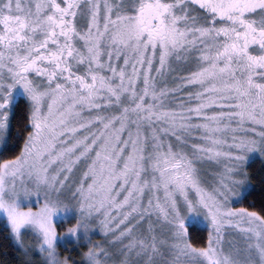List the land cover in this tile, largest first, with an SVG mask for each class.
<instances>
[{"label": "snow or ice", "instance_id": "obj_1", "mask_svg": "<svg viewBox=\"0 0 264 264\" xmlns=\"http://www.w3.org/2000/svg\"><path fill=\"white\" fill-rule=\"evenodd\" d=\"M21 113L0 161L20 264H264V207L230 206L264 159V0H0V151Z\"/></svg>", "mask_w": 264, "mask_h": 264}, {"label": "rangeland", "instance_id": "obj_2", "mask_svg": "<svg viewBox=\"0 0 264 264\" xmlns=\"http://www.w3.org/2000/svg\"><path fill=\"white\" fill-rule=\"evenodd\" d=\"M176 75H183V73H172L167 78L169 87L173 86L172 77L176 76ZM192 90L193 89H188L187 91H192ZM193 142H196V141H193ZM0 155H1V153H0ZM200 167L202 168V174L205 175L206 178L209 181H212V180H214L216 178L213 175H211V173H220V172L223 171V165L222 164L217 166L215 164H207L206 163V164L200 165ZM263 169H264V159H261L259 156H253L252 158H250L249 165H248V170H249V173H250L251 182H252V177H251L252 171H259L260 172ZM82 170H83V166H81L80 169H77L73 179H77L79 177V175H80V172ZM25 181H26V183H28L29 187L32 186L31 183L28 182V178H25ZM250 187H251V183L245 188L244 194L241 197L233 199V201L230 204V206L234 207V208L244 207V206H239V202L241 201V199H243V197L251 189ZM63 195L64 196H68L69 193L66 191ZM32 206L36 207L35 198L34 197H33ZM0 221L3 222L2 219H0ZM72 222H74V221H72ZM145 227H146V225L142 226L139 231H143V229ZM191 227H201L207 232V235H208V233L210 231H212L210 222L205 220V219H203L202 217L197 219V220H195L194 222H190L189 235H190V232H191ZM223 235H224V240H225V247H228V242L229 241L234 242V244L237 247H242L243 246V237H242V234L239 232V230H237L235 228L228 227V228H225L223 230ZM165 236H166V233L163 234L161 236V238H164ZM27 239H34V237H32L31 234H28ZM91 239L94 242L103 243L104 246L108 247L110 251H115V250H117V249H119L121 247V245L119 243H115V244L110 243L112 241V237L111 236L105 237L102 233H100L99 229H94V234L91 236ZM123 243L124 244H128L129 240L125 239L123 241ZM85 244H86V241H83V240L81 242H79V244H77L75 241H70L69 242V248H63L62 247L61 248V252L64 255L70 254L74 258V260L79 261V260L82 259L81 255H80L81 251L86 250L85 249ZM69 249H70V251H69ZM162 251H165V250L162 249ZM32 259L34 261H36L37 264H38L40 257L38 256V254H34Z\"/></svg>", "mask_w": 264, "mask_h": 264}, {"label": "trees", "instance_id": "obj_3", "mask_svg": "<svg viewBox=\"0 0 264 264\" xmlns=\"http://www.w3.org/2000/svg\"><path fill=\"white\" fill-rule=\"evenodd\" d=\"M25 120L22 113L18 114L15 118V123L12 125L11 138L9 141L10 151H3L0 155V161L3 159H9L12 156L18 154L20 147H22L23 141L16 135L24 133ZM14 142H17L16 145ZM13 144V146L11 145ZM7 149V150H8ZM251 189L239 202V206H244L250 210H260L264 207V169L262 171H252ZM7 230L3 222L0 221V264H20L24 259L18 252L14 242L10 239H6ZM190 236L194 243L198 245L203 244L207 240V232L201 227H191Z\"/></svg>", "mask_w": 264, "mask_h": 264}, {"label": "flooded vegetation", "instance_id": "obj_4", "mask_svg": "<svg viewBox=\"0 0 264 264\" xmlns=\"http://www.w3.org/2000/svg\"><path fill=\"white\" fill-rule=\"evenodd\" d=\"M14 123H15V118H14V120H13V122H12V125H14ZM25 134V132L24 133H19V134H17L16 136L17 137H19L20 136V138L23 136ZM16 145H18V143L17 142H14ZM12 146H13V144H11ZM5 151H10V149H8V150H5ZM3 151H0V153H2Z\"/></svg>", "mask_w": 264, "mask_h": 264}]
</instances>
